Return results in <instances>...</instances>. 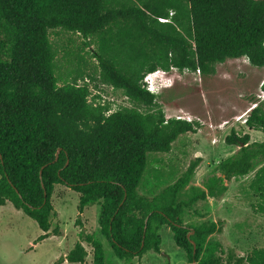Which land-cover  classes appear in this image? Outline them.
<instances>
[{"label":"trees","instance_id":"1","mask_svg":"<svg viewBox=\"0 0 264 264\" xmlns=\"http://www.w3.org/2000/svg\"><path fill=\"white\" fill-rule=\"evenodd\" d=\"M56 29L96 44L102 81L150 112L109 113L89 100L88 86L59 77L49 35ZM242 58L264 68V0H0V207L11 203L35 221L44 233L40 243L59 235L52 229L57 185L79 195L80 214L97 205L100 235L82 234L66 257L71 264H85L83 241L93 249V264H109L103 239L121 261L161 253L165 226L186 264H264L263 249L239 256L209 240L224 221L184 219L198 202L222 200L227 182L260 165L264 173V141L252 143L233 129L225 143L238 152L215 166L203 187L192 188L188 201L179 198L201 157L158 197L140 194L149 155L170 153L199 125L168 119L145 76L172 69L215 75L218 64ZM254 104L245 124L264 133V100Z\"/></svg>","mask_w":264,"mask_h":264},{"label":"rangeland","instance_id":"2","mask_svg":"<svg viewBox=\"0 0 264 264\" xmlns=\"http://www.w3.org/2000/svg\"><path fill=\"white\" fill-rule=\"evenodd\" d=\"M49 35L58 54V76L88 86L91 102L110 107L109 113L133 107L143 113L150 112L149 108L132 103L121 90L102 81L99 63L93 55L96 44L87 46L82 36L63 29L50 30ZM155 80L157 87L153 89L159 91L157 102L166 117L199 125L196 133L181 136L170 153L149 155L140 194L151 199L158 197L177 182L200 154L203 159L208 158L209 165L198 167L194 179L180 195L179 201H188L192 198V188L203 187L212 167L229 157L231 149L225 139L231 131L234 129L240 135L247 132L245 121L254 103L263 100L264 68L254 67L242 58L218 64L215 75L172 69ZM257 134L252 142L264 138V133ZM231 147L238 152L239 147ZM261 167L228 183L229 201L224 205L209 199L186 209L185 222L224 221L222 232L209 240L220 242L227 251L233 250L239 256L264 250V173ZM51 202L56 211L52 229L58 227L59 235H51L40 243L36 241L44 233L35 221L11 203L0 207V264H71L66 257L81 241L82 234L100 235L97 205L80 214L79 195L63 185L55 187ZM161 236V253L149 252L130 262L115 257L103 239L106 259L109 264H186V253L175 244L168 226L163 227ZM82 244L88 251L85 264H93L91 245L84 241Z\"/></svg>","mask_w":264,"mask_h":264},{"label":"crops","instance_id":"3","mask_svg":"<svg viewBox=\"0 0 264 264\" xmlns=\"http://www.w3.org/2000/svg\"><path fill=\"white\" fill-rule=\"evenodd\" d=\"M248 128V127H247ZM257 133H262V132H259V131H255V130H249V128L247 129V132H245L244 134H248V135H250L251 136V139H252V137H254V135L256 136V135H258ZM240 135V134H239ZM264 141V138H262L259 142H263ZM252 142V141H251ZM252 143H254V142H252ZM227 145V144H226ZM228 147V146H227ZM229 149H231V150H229L230 151V155H229V157H231L232 155H234L235 153H237L236 151L237 150H235V148H233V147H231V146H229L228 147ZM199 157H200V154H199ZM202 158V157H201ZM228 158V157H227ZM221 161H218L217 163H216V166L220 163ZM209 165V162H208V158H205V159H203V162H202V164H201V166H203V167H206V166H208ZM202 167V168H203ZM212 168H214V166L212 167ZM233 180H235V179H233ZM232 180V181H233ZM231 181V182H232ZM231 182H227L226 183V185L228 186V191H227V193H226V195L223 197V199L222 200H220L221 201V203L224 205L225 203H227V201H229V191H230V188H229V185H228V183H231ZM209 199H212V198H209ZM214 200H216V199H214ZM219 201V200H218Z\"/></svg>","mask_w":264,"mask_h":264},{"label":"built area","instance_id":"4","mask_svg":"<svg viewBox=\"0 0 264 264\" xmlns=\"http://www.w3.org/2000/svg\"><path fill=\"white\" fill-rule=\"evenodd\" d=\"M160 21L161 22H165L166 20L160 19ZM163 72H161L160 70H158V71H156L154 73H149V74H147L145 76L144 83L146 84L147 89L154 91L155 94H157L159 92V91H157V90L155 91L153 89V88H156L157 87L155 78H157L158 76H161L162 74H165L166 73V72H164V73ZM155 85H156V87H155ZM262 99L264 100V92H263V98ZM255 106H256V104H255ZM178 119H181V118H178ZM187 121H189V120H187Z\"/></svg>","mask_w":264,"mask_h":264},{"label":"water","instance_id":"5","mask_svg":"<svg viewBox=\"0 0 264 264\" xmlns=\"http://www.w3.org/2000/svg\"><path fill=\"white\" fill-rule=\"evenodd\" d=\"M59 152H60V150H59ZM59 152L57 153L56 160L58 159ZM197 157H199V155H198ZM192 234H193V232H192ZM190 236H191V235L189 234L188 237L190 238ZM194 248H196V245H195V244H194Z\"/></svg>","mask_w":264,"mask_h":264},{"label":"clouds","instance_id":"6","mask_svg":"<svg viewBox=\"0 0 264 264\" xmlns=\"http://www.w3.org/2000/svg\"><path fill=\"white\" fill-rule=\"evenodd\" d=\"M162 79V78H161ZM156 84H157V81H156ZM149 90V89H148ZM150 92H152V93H155L154 91H152V90H149Z\"/></svg>","mask_w":264,"mask_h":264}]
</instances>
